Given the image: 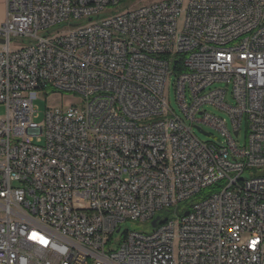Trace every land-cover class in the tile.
I'll list each match as a JSON object with an SVG mask.
<instances>
[{
	"label": "built area",
	"instance_id": "built-area-1",
	"mask_svg": "<svg viewBox=\"0 0 264 264\" xmlns=\"http://www.w3.org/2000/svg\"><path fill=\"white\" fill-rule=\"evenodd\" d=\"M121 1L6 0L0 264H264V0ZM56 91L82 104L39 121L36 100ZM202 124L225 140L202 141ZM129 220L147 226L121 234Z\"/></svg>",
	"mask_w": 264,
	"mask_h": 264
},
{
	"label": "rangeland",
	"instance_id": "rangeland-1",
	"mask_svg": "<svg viewBox=\"0 0 264 264\" xmlns=\"http://www.w3.org/2000/svg\"><path fill=\"white\" fill-rule=\"evenodd\" d=\"M144 1L148 2V1H158V0H144ZM144 1L143 0H122L114 8H116L117 11H121L124 9H128V8H132L134 6H137L140 3H143ZM187 6H188V0H185L183 8L186 9ZM185 18H186V14H185V12H182V14L179 16V20H178V26H179L180 31L184 27ZM2 46H3V43L0 42V48ZM11 47L12 48H18V45L15 42H12ZM175 79H176V77L174 75L170 77V79L168 80V83L166 85L165 94H166V97L168 98V101L170 102L171 106L179 114H181L179 104L177 102ZM218 86H225V84L216 83V84H214L213 87H218ZM226 101L229 104H232V105L235 104V99L233 98V95H232V86H230V91L227 95ZM63 103L65 106H69L72 103L77 104V105L82 104L79 96H77L71 92L56 91L54 93H50L49 97H44V96L40 95L39 98L36 100V105L38 106V111L40 113V117L38 118V120L39 121L43 120L45 112L47 110V107H60L63 105ZM202 109H207L210 113L217 115L219 117L225 118L226 121L228 122V128L232 131V133L234 132L231 117L226 111H224V110H222V109H220L214 105H211V104L204 105L202 107ZM5 115H6V107L4 105H0V118L5 117ZM202 126H203L205 131L211 133V136H207V135L199 132L198 129L195 128L194 132L202 141L214 142L217 140V138H221L222 140H225V138L222 136L221 132L218 131L217 129H215L209 125H206V124H202ZM246 134H247V124H246V121L244 119L241 123V131H240L239 137L236 138L238 144H240L241 146L244 145V143H245ZM254 174L264 175V169H260V170L255 169ZM177 217L178 216H161V223L165 222L167 219H172V218H177ZM146 226L147 225L143 222L135 221V220H129V221L121 224L120 233L122 234L127 229L142 230V229L146 228Z\"/></svg>",
	"mask_w": 264,
	"mask_h": 264
},
{
	"label": "trees",
	"instance_id": "trees-1",
	"mask_svg": "<svg viewBox=\"0 0 264 264\" xmlns=\"http://www.w3.org/2000/svg\"><path fill=\"white\" fill-rule=\"evenodd\" d=\"M173 69H174V72L175 73H178V72H183L186 70L185 66L183 65V62L180 60V61H175L173 63ZM216 188L215 185L213 186H210L204 190H202L201 192H199L198 194H196L195 196H193L191 199H189L188 201L182 203L179 205V211L180 213L184 214L186 211L190 210L192 204L196 201H199L203 198H205L207 196V194L209 192H211V190H214Z\"/></svg>",
	"mask_w": 264,
	"mask_h": 264
},
{
	"label": "bare ground",
	"instance_id": "bare-ground-1",
	"mask_svg": "<svg viewBox=\"0 0 264 264\" xmlns=\"http://www.w3.org/2000/svg\"><path fill=\"white\" fill-rule=\"evenodd\" d=\"M232 185H248V178L245 176L232 177ZM161 224H181V216L167 219Z\"/></svg>",
	"mask_w": 264,
	"mask_h": 264
},
{
	"label": "crops",
	"instance_id": "crops-1",
	"mask_svg": "<svg viewBox=\"0 0 264 264\" xmlns=\"http://www.w3.org/2000/svg\"><path fill=\"white\" fill-rule=\"evenodd\" d=\"M6 18V0H0V24L4 22Z\"/></svg>",
	"mask_w": 264,
	"mask_h": 264
},
{
	"label": "water",
	"instance_id": "water-1",
	"mask_svg": "<svg viewBox=\"0 0 264 264\" xmlns=\"http://www.w3.org/2000/svg\"><path fill=\"white\" fill-rule=\"evenodd\" d=\"M198 131L207 135V136H210V133L209 132H206L205 130H203L202 128L200 127H197ZM188 213V212H187ZM158 217L153 221V225H156V221H157ZM120 230H117V232H119Z\"/></svg>",
	"mask_w": 264,
	"mask_h": 264
}]
</instances>
